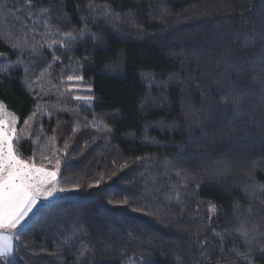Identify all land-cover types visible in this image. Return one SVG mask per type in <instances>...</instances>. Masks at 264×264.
I'll list each match as a JSON object with an SVG mask.
<instances>
[{"label":"trees","instance_id":"trees-1","mask_svg":"<svg viewBox=\"0 0 264 264\" xmlns=\"http://www.w3.org/2000/svg\"><path fill=\"white\" fill-rule=\"evenodd\" d=\"M23 1L9 0L0 25L34 39L21 54L0 38V102L17 131L39 101L55 111L75 94L64 79L78 75L93 97L84 112L104 115L109 134L97 153V131L78 138L76 162L92 156L87 168L97 162L105 175L36 208L16 264H76L85 248L80 264H264V0H33L31 11L60 12L73 36L85 31L53 35L35 55L39 16L14 25ZM93 6L131 17L105 22ZM38 77L43 90L30 83ZM63 116L43 118L42 131L68 124ZM17 148L31 154L29 140ZM240 223L256 227L250 245Z\"/></svg>","mask_w":264,"mask_h":264},{"label":"rangeland","instance_id":"rangeland-1","mask_svg":"<svg viewBox=\"0 0 264 264\" xmlns=\"http://www.w3.org/2000/svg\"><path fill=\"white\" fill-rule=\"evenodd\" d=\"M23 2H25V0ZM0 3H3L5 5L4 8H7L8 10H11V6L13 5V3H10L9 0H0ZM4 8L0 10L1 27H6L5 23H3L6 16L1 13ZM20 10V16H27L28 10L24 6L20 7ZM40 10L41 9H35L32 11V18L35 15L39 16L37 25L38 31L37 35H35V37H38V47L39 45L42 48L52 45L53 40H51V38L53 37V35L72 33V31H70L68 27L67 21L63 18L64 15L62 13L59 12V14L57 12L48 10L46 14H43ZM92 11H95L96 13L102 15L105 18L104 21H108L109 23H125L128 22L129 17H131L127 16L126 14L117 15L113 13V11H111L107 6H93ZM46 17L50 18V28L45 27L44 19ZM17 22L18 21H15L14 25ZM6 28L8 29V27ZM57 28L59 29V32L56 31ZM42 38L47 40L45 46H42L44 45ZM33 40L27 42V45L29 46L33 42ZM57 43L60 44V42L58 41ZM28 46L26 47V49L28 48ZM68 67L74 69V67L70 64ZM49 72L50 70L46 71L45 73ZM68 77L69 76L64 79V81H66L65 91L68 93H76L72 96L65 97L67 98V100L63 101L61 104H56L55 111L47 108L44 105L43 101H39L38 106L33 111V113H36V115L33 117L32 113L31 116L27 119L29 120V125L26 126L25 124H23L21 129L17 131V134L20 136L21 140H29L31 146V154L24 155L18 151V145L14 144V147H16L17 151L21 154V157L24 159L34 158L36 163L43 164L44 167L48 170H57V188L65 189V191L63 192L57 191V193L48 200H41L38 207H40L42 204H46L52 201L58 196L73 192L79 187L85 188L87 184L91 183H94L95 185L98 181L102 180L105 175L102 171L99 172L100 170L96 169L97 167H99V164L97 162L92 168H87L88 162L92 161V156L88 158L89 161L87 160L82 163L76 162V159H78V161L82 160V156H80V150L86 147L85 142H81L80 140H78L79 137L92 138V136L90 135L91 130L97 131V137L95 138L96 145L94 144V147H92L93 152L97 153L102 149H106L103 148L105 146V143L101 141V139L104 138V135L109 134V131L104 124V115L95 114L93 116L90 113L89 116L88 114H86V112H84L85 110H88L90 112L91 101L85 102L75 99V97L77 96H88L90 88L87 86V84H84L82 80L69 81ZM52 78V75L46 77L48 81L52 80ZM30 83H32L33 86H35L37 89H45V85L42 83L39 77L33 79ZM40 85H44V87L41 88ZM78 111L83 112L86 115H80ZM58 113L60 115H66L63 116V118L70 119L69 123L67 124L65 122H62L61 120H58L57 126L54 127L50 132L47 130L42 131L41 120L43 118H47L48 115L57 117ZM43 136L45 137L47 144H49V146L51 147V150H48L49 152L43 149ZM104 140L106 139L104 138ZM97 141H100V143L97 144ZM46 152L48 153L46 154ZM34 153L35 156H33ZM94 155L97 156L98 154ZM57 161H59L58 169Z\"/></svg>","mask_w":264,"mask_h":264},{"label":"snow or ice","instance_id":"snow-or-ice-1","mask_svg":"<svg viewBox=\"0 0 264 264\" xmlns=\"http://www.w3.org/2000/svg\"><path fill=\"white\" fill-rule=\"evenodd\" d=\"M25 6L28 8L26 19H32V6L33 0H25ZM91 6V5H90ZM5 7L3 3H0V10ZM21 10L18 9L17 12ZM43 14L47 13V9L40 10ZM15 21H21L20 15H14ZM5 18L3 23H7ZM46 28H50V18L44 19ZM26 31L31 29H25L21 26L19 34L12 31L5 32L0 29V38L4 40H11L10 47L13 51H19L21 54L25 51L27 45ZM59 32V29H56ZM63 37L67 40L83 39L85 31H81L79 37L73 36L72 33H63ZM15 36L13 40L12 37ZM261 41H264V36H261ZM64 47V44L60 45ZM245 47H250L247 42ZM30 52L35 55L38 52V46L33 44L30 46ZM5 56L4 53H0V58ZM55 59V57H54ZM17 64L21 63L18 59ZM28 69L25 68V71ZM0 72L7 73L8 67L0 68ZM44 73H41L43 76ZM80 76H69L68 80H81ZM77 100L90 102L93 97L77 96ZM221 103L226 105L229 103L228 97H224ZM33 117L36 113L32 114ZM17 117L14 113L7 110L3 102H0V260L4 261V264H16L15 254L17 253L18 245L23 236V232L27 231V218L30 217L35 209L39 206L41 200H48L52 198L57 191L63 192L65 189L57 188V170H48L43 164H38L33 159H24L17 151L14 144H21L26 141H22L17 134L16 129ZM24 124L29 125V120H25ZM35 156V153L33 154ZM59 168V161H57V169ZM179 175V173H178ZM179 194L177 193V199ZM239 219V217H238ZM234 231L238 232L239 237L244 240L245 243L251 244L255 239L252 232L256 231V227L253 226L249 229L246 223H240ZM73 235H75L73 233ZM214 235L220 236L223 240L221 233L214 232ZM71 237L65 238L63 244L67 246ZM206 243V241H204ZM43 250V249H42ZM251 249H249L250 251ZM85 251L89 249L85 248L79 252L76 264H80L81 260H86L84 255ZM236 255L243 257L244 254L235 250ZM264 251V249H262ZM62 253L59 248L57 251L49 253L54 257H59Z\"/></svg>","mask_w":264,"mask_h":264},{"label":"crops","instance_id":"crops-1","mask_svg":"<svg viewBox=\"0 0 264 264\" xmlns=\"http://www.w3.org/2000/svg\"><path fill=\"white\" fill-rule=\"evenodd\" d=\"M2 263H4V261L0 260Z\"/></svg>","mask_w":264,"mask_h":264}]
</instances>
